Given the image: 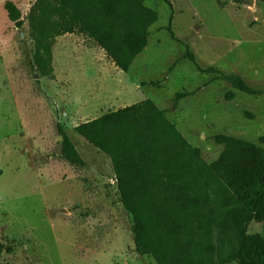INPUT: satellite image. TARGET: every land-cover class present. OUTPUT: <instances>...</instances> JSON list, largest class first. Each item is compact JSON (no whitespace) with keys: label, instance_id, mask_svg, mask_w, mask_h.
Returning a JSON list of instances; mask_svg holds the SVG:
<instances>
[{"label":"rangeland","instance_id":"374dc122","mask_svg":"<svg viewBox=\"0 0 264 264\" xmlns=\"http://www.w3.org/2000/svg\"><path fill=\"white\" fill-rule=\"evenodd\" d=\"M6 2L20 11V27ZM35 2L0 0V264H155L135 251L110 160L74 129L149 99L206 163L223 150L218 135L264 145V0H145L157 21L127 73L85 37L67 34L52 47V78L31 64ZM208 68L219 73L201 72ZM220 74L240 76L261 95L236 92ZM57 125L82 168L60 158ZM247 233L264 237V220Z\"/></svg>","mask_w":264,"mask_h":264},{"label":"trees","instance_id":"16d2710c","mask_svg":"<svg viewBox=\"0 0 264 264\" xmlns=\"http://www.w3.org/2000/svg\"><path fill=\"white\" fill-rule=\"evenodd\" d=\"M4 9L20 27L15 5L6 2ZM156 21L157 13L145 0H36L28 13L32 67L40 78H52L54 42L70 34L94 43L127 73ZM186 58L194 62L192 54ZM201 72L219 73L214 68ZM220 78L236 92L261 95L240 76ZM186 95L177 93L174 101ZM232 99L228 93L226 100ZM57 131L60 158L82 168L66 132L60 125ZM74 131L110 160L139 255L155 264H264V237L247 233L251 222L264 220L262 143L218 135L214 141L223 150L206 163L149 99L81 123Z\"/></svg>","mask_w":264,"mask_h":264}]
</instances>
